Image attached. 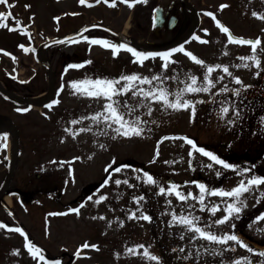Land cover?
<instances>
[{
    "label": "rangeland",
    "instance_id": "obj_1",
    "mask_svg": "<svg viewBox=\"0 0 264 264\" xmlns=\"http://www.w3.org/2000/svg\"><path fill=\"white\" fill-rule=\"evenodd\" d=\"M169 1L127 0L125 3L122 0H85L81 4L79 0H8V4L13 5L10 12L14 19L0 21L7 25L0 28V68L15 76L16 80L25 81L32 72L40 69L34 51L41 42L71 33L91 22L120 30L124 37L140 46L168 45L171 40L168 33L161 31L157 37L152 35L150 14L159 5L165 8ZM256 2L252 3L255 12L260 9ZM188 3L206 13L215 12L233 28L250 26L252 36L264 27V20L253 16L249 25L243 24L240 17L244 15L238 13L236 0H188ZM175 4L181 5L177 1ZM222 5L227 7L221 8ZM7 9L6 5L0 4V13ZM204 19L207 43H189L173 49L183 48L196 58L200 57L204 61L201 65L178 51L172 54L167 68L163 67L165 61L158 55L143 63L134 62L136 57L130 52L121 49L114 54L112 48L103 46V42L114 45L113 37L88 31L79 38L43 49V58L48 59L49 53L54 54L52 67L55 65L61 71L58 88L50 102L47 103L46 95L44 103L31 107L11 102L0 95V110L6 112L4 118L20 125L22 130L20 157L16 165L20 172L17 171V175L24 174L26 170L32 173L44 170L43 187H56V193L33 196L27 203L20 197L16 198L17 195H6L20 226L0 207V225H4L0 227V264H181L185 260L198 264H237V261L239 264H264V255L250 249L242 250L240 243L207 241L199 238L198 233L172 222L173 215L198 217L196 226L205 232L219 237L231 235L232 216L238 213H233L224 224H217L221 216L228 215L227 207L213 203L208 196V191L211 192L208 187L201 193L198 185L176 184L175 192L187 197L180 200L175 192L170 191L173 187L165 184L168 176L178 184L191 179L186 156L204 155L186 141L194 138L198 142L212 141V124L210 127L197 126L195 121L190 126L191 108L173 110L141 95L133 96L130 91L113 97V100L119 103L118 111L125 115L126 120L139 118L137 127L143 131L140 136H119L112 130L118 125L109 128L102 120L97 123L91 119L97 113H103L104 105L109 101L89 97L73 87H87L83 85L84 81L100 79L120 80L116 87L121 88L128 83L121 80L124 76L135 75L149 80L158 76L160 79L151 84L133 82L134 90L142 88L149 91L163 87L169 93V100L174 101V94L191 83L190 77H196V86L199 87L198 77L205 76L208 67L214 68L209 75L210 81L219 80L228 73L248 74L234 63L231 58L233 47L218 27L212 25L213 19L206 14ZM16 21L20 22L19 27ZM8 28L17 30L9 31ZM89 37L102 43L93 44ZM121 44L129 47L119 41L117 46ZM85 46H88L87 52ZM74 50L78 54L77 59L89 60L90 66L79 65L76 69L61 67V60L72 55ZM225 67L228 73L223 71ZM27 82V86L13 83L7 89L20 96L29 93V96L38 97L43 94V78L32 77ZM205 85L209 91L214 88L208 82ZM201 94L184 92L181 100L190 102ZM125 102L127 108L124 107ZM203 150L213 154L209 147ZM116 168L120 171L115 172ZM149 176L152 183L147 182ZM3 179H0V185ZM116 180L121 183L117 185ZM96 183H101L100 188L91 193L89 188ZM85 188L88 189L84 191ZM102 196L103 200L100 199ZM256 201L260 202L261 196L253 194L251 201L246 199L243 202ZM242 205L237 206L241 208V214L244 212ZM213 208L217 211L213 212ZM74 209H79V213ZM142 215L150 217V220L140 219ZM133 216L136 218H130ZM262 219L264 212L251 221V231L258 236L264 235V227L260 225ZM6 224L12 229H21L25 235L6 229ZM194 236L197 238L193 239ZM26 243L40 250L36 259L28 251ZM85 243L96 247L82 248ZM141 245L144 247H139ZM233 245L237 247L236 251L231 250ZM130 248L135 252L129 253ZM145 249L149 256L158 259L151 260L145 256ZM40 255L44 256L43 261L39 260Z\"/></svg>",
    "mask_w": 264,
    "mask_h": 264
},
{
    "label": "flooded vegetation",
    "instance_id": "obj_2",
    "mask_svg": "<svg viewBox=\"0 0 264 264\" xmlns=\"http://www.w3.org/2000/svg\"><path fill=\"white\" fill-rule=\"evenodd\" d=\"M176 1L181 4L180 7L175 4ZM253 1L254 0H236L238 13L244 15L240 17L243 24L249 25L253 13L255 12L252 10L254 8L252 5ZM256 7L260 8L255 12L257 16L264 17V0H257ZM155 8H153L150 14L152 35L157 37L161 31L170 35V46L166 53L171 52L174 54V48L179 46L185 47L189 43L204 44L201 41H205L206 31L203 22L205 21L204 14H206V11L202 8L200 10L199 7H192V5L188 3V0H170L165 8L160 6L162 22L158 29L155 27L153 15ZM207 13L212 14L210 18L213 19V16L215 17L212 21L214 27L217 26V21H219L221 25L229 29L232 36L250 41L259 39L261 43L257 45L255 51L252 50L250 45L230 44L227 41V34L221 32L218 28L219 32L221 34L223 33L227 43L233 47L234 53L231 58H233L234 63L238 65L241 70H244V72H248V74H227L221 76L219 80L212 79L211 85H214L212 91L202 92L201 95H196L195 98L190 101L192 105L190 107L192 113L190 116V126H193L195 121H197V126L210 127L212 124L214 131L212 141L198 142L197 138L192 140L195 146L201 149L209 147L214 156L229 164L231 167L224 168L223 165L216 164L207 156H186L185 162L192 175L191 179L182 180L179 184L176 180H171L169 186L173 187L176 184L178 186L202 184L204 187H208L211 192L231 191L233 188L237 187L241 181L247 183V181L253 177L264 179V27L261 28L260 33H255V36H252L253 30L250 26L244 28L235 26L233 28V25H228L224 20L225 18H222V16H217L215 12ZM257 16L253 17L257 18ZM259 19L262 21L264 20L261 18ZM83 25L79 26V28ZM88 31L90 30H85L80 36L86 34ZM96 31L108 35L103 31ZM181 35H186L185 40L180 44H174ZM193 37H197L198 39H193ZM91 38L92 37H89L90 41H92ZM113 38L114 45L116 46L118 45V41L127 43L130 47L134 46L125 40ZM44 42L45 41L39 44V47L34 53L40 51ZM50 47L51 46L46 47L45 49H49ZM137 48L141 49L140 47ZM84 50L87 52L88 46H85ZM143 50L151 49L145 48ZM53 56L54 54L49 53L48 59H46L52 74H50L45 64L39 62L40 69H43V71L39 69L36 70V72H32L25 81L16 80L7 74L2 76L0 73V84L4 89L2 90L0 88V95L11 102H15L17 100L6 93L8 91L7 87L10 88L13 83H20L27 86V79L33 77L40 80V78H43L45 83L44 91H47L50 82L52 83V90L47 99V103L50 102L54 91L58 88L57 82L61 74V71H59L55 65L52 67L51 60ZM171 57L172 55L169 57V60H171ZM248 57H253V59H247ZM77 58L78 54L76 50H74L72 55L61 60V67L76 69L79 65L91 64L87 59L78 60ZM197 59L202 60L200 57ZM245 65H247V67H245ZM17 77L19 78V76ZM171 77L173 78L172 75ZM198 78L199 87H207L205 85L207 82L204 81V75H200ZM237 79L240 83H236ZM26 96H29V93L21 97L26 98ZM224 108L228 109L227 113L222 111ZM4 114H6V112L0 110V179L4 178L0 185V191L5 190V192L10 195H17L15 196L16 198L23 195H37L56 191L55 186L52 189H45V187H43L41 179L45 176L44 170L33 173L26 170L24 174L17 175V171L20 172L16 165L20 157L22 130L20 125L4 118ZM210 121L213 122L211 123ZM9 132H14L13 135L17 139L15 148L12 149L11 154L9 153V146H7ZM209 165L211 166L209 167ZM16 176H18V178H16ZM169 177L170 176L166 177L165 183L168 182ZM253 194L261 196V201L252 203L243 202L246 199L251 201ZM208 196L212 198L213 203H220V205H223V208L224 206L227 207L230 203H234L236 206L243 204L244 212L232 216L234 218V225L231 227V235H235L239 243L245 245L242 247V250L250 249L263 256L264 235L258 236L251 231V221L253 218H259L264 212V185L252 186L249 192L243 193L238 199L215 195ZM0 207L3 208L1 203ZM3 209L14 221H16L15 214L12 210ZM221 217L223 218L224 216ZM260 225L264 227V219L261 220ZM17 226H20V224H17ZM5 228L12 230L11 226L6 227L5 225ZM258 230L257 232H259ZM236 249L237 247L233 245L231 250L236 251Z\"/></svg>",
    "mask_w": 264,
    "mask_h": 264
},
{
    "label": "snow or ice",
    "instance_id": "obj_3",
    "mask_svg": "<svg viewBox=\"0 0 264 264\" xmlns=\"http://www.w3.org/2000/svg\"><path fill=\"white\" fill-rule=\"evenodd\" d=\"M79 2L81 4H84L85 0H79ZM97 2H99V0H97ZM122 2L127 3V0H122ZM136 2H146V0H136ZM0 4H4L9 8L13 6V5L8 4V0H0ZM128 6L131 7L132 4H129ZM224 7H227V5L221 6V8H224ZM206 15L212 16L211 13H206ZM253 16H257V14L254 12ZM9 18L14 19V17H12L11 12H8L7 15H5L4 13H0V21H6ZM257 18L264 19V17H260V16H257ZM213 19H215L214 16H213ZM16 24L19 27L20 22L16 21ZM3 27H7V25L5 23L0 22V28H3ZM217 27L220 29L221 32L227 34L228 43H230V44L250 45L252 50L255 51L257 48V45H259L261 43V41L259 39L255 40V41H250V40H245L242 38L238 39V38L232 36V34L229 32V29L227 27H224L223 25H221L219 23V21H217ZM8 30L9 31H16L17 28H8ZM193 39H198V38L193 37ZM201 42L207 43V41H201ZM92 43L93 44H101L102 42L99 40H93ZM103 46L112 48L114 54L119 52L121 49H124V50L130 52L134 57H136V61H134V62H140V63H143V61L148 60L150 57H152L154 55H160V58L165 61L164 65H163L164 68H167L168 63H169V57L172 55L171 52L163 53V54H144V53L137 52L136 50H134L130 47H126L123 44L116 46V45L108 44L107 42H103ZM174 51L184 52V54L186 56H189L190 59H192L198 65H201L204 63L202 60L197 59L191 53L186 52L183 48H178V49H175ZM242 59H244V58H242ZM247 59H253V57H248ZM217 67H219V66H217ZM245 67H247V65H245ZM213 71H214V68L208 67L207 68V74L204 76V81L208 82L209 85H211V81L209 80V75ZM223 71L228 73V68L225 67L223 69ZM228 74L231 75V73H228ZM159 79L160 78L158 76H153L152 79L149 80L146 77L140 78L138 76L131 75V76H124L121 78V80L128 82V83L124 84L121 88L116 87V85H119L121 83L120 80L111 81V80H100V79H97L95 81H84L83 85H86L87 87L81 86V85H73V87L78 92H81L82 94H86L89 97H92L95 99H105V100L109 101V103H106L104 105L103 113H97L91 119L97 123L101 122V120H102L107 125V127H109V128H111L112 125H118V127L112 129L114 132L117 133V135L123 136V137H131V136H140L142 131H143L142 128L137 127V125L139 124V118H137L134 121L126 120L125 115L118 111L119 103L117 101H114L113 97L120 95V94H123V93H128L131 91L133 96L141 95L145 99H149L152 102L163 103V105L166 108H170L173 110H180L182 108L188 109L192 106L189 101H187V100L182 101L181 100L184 92L197 93V92H208L209 91L208 87H197L196 86L197 85V79L194 76L190 77V80H191L190 84H187L184 89H182L180 92L174 94L175 95L174 101L169 100V98H168L169 93L163 87L153 88L152 90H149V91H145L142 88L138 89V90H134L135 84L133 82L139 81V83H141V84H151L152 81L159 80ZM236 83H240V81L237 79ZM211 86H214V85H211ZM124 107H126V108L128 107L127 102H125ZM130 111H131V109H129V112ZM222 111L224 113H227L228 109L224 108ZM150 112H151V108H149V113ZM72 123L75 124V123H78V121H73ZM88 130L89 129H81V131H88ZM104 134H106V132ZM113 139H115V137H113ZM186 142L189 145H192L193 148H195L197 152H201L204 156L209 157L216 164L223 165L224 168L231 167L229 164L225 163L224 161L219 160L213 154L206 152L201 148H196V146L192 140L188 139ZM189 155H191V153H189ZM210 166L211 165H209V167ZM114 171L119 172L120 168H116ZM147 182L152 183V178L150 176L148 177ZM106 183H107V181H106ZM115 183L117 185H119L121 183V181L116 180ZM123 183H127V181H124ZM256 185H264V179L253 177V178L249 179L247 181V183H245L244 181H241L240 184L237 187L233 188L231 191L209 192L208 194L220 196V197H229V198H237L238 199L243 193L249 192L250 188L252 186H256ZM198 187L200 188L201 193L205 192L204 185L201 184V185H198ZM160 191L163 192L164 189H161ZM170 191L175 192V186H173V188L170 189ZM175 194L179 197L180 200L187 199V197L181 195L179 192H175ZM190 196H191V194L189 193V197ZM100 199L103 200L104 197L102 196ZM140 199L142 200L143 197H140ZM200 201H201V203L203 202V196L200 197ZM99 202L100 201H97V203H99ZM81 207H83V205H81ZM73 211H75L77 214L79 213V209H74ZM212 211L216 212L217 209L213 208ZM225 211L228 213V215H225L222 219L217 220L216 221L217 224H224L230 218V216L233 213H239L241 211V208L237 207L234 203H230L227 205V208L225 209ZM130 218H136V217L133 216ZM139 218L143 219V220H150V217H148L146 215H142ZM101 219H102V217H101ZM198 220H199L198 217H190V216H179L178 217L176 215L172 216V222H175V223H178L180 225L185 226L187 231L198 233L199 238H202V239L207 240V241L215 242L218 244H224V243H227L228 241H237V243H239V241L237 240V237L235 235H225L223 237H219L217 235L205 232L200 227L196 226V221H198ZM0 227H4V225H0ZM12 230L19 232L21 236L25 235L21 229L17 228V229H12ZM196 238H197L196 236L193 237V239H196ZM25 239H27V238L25 237ZM181 239H183V236H181ZM25 246L27 247L28 251L33 255V259H36L37 254L40 252V250L38 248H35L30 243H26ZM240 246L244 247L245 245L240 244ZM89 247L95 248L96 246L95 245H89L87 243L82 245V248H89ZM139 247L143 248L144 246L141 245ZM180 251H184V249H180ZM128 252L134 253L135 249L130 248V249H128ZM143 254L151 260H157L158 259L155 256H149L147 249H145ZM44 259H45L44 256H42V255L39 256V260L43 261ZM57 264H58V262H57ZM237 264H239V261H237Z\"/></svg>",
    "mask_w": 264,
    "mask_h": 264
},
{
    "label": "water",
    "instance_id": "obj_4",
    "mask_svg": "<svg viewBox=\"0 0 264 264\" xmlns=\"http://www.w3.org/2000/svg\"><path fill=\"white\" fill-rule=\"evenodd\" d=\"M153 15H154L155 27L158 28L160 26L161 22H162V18H161V15H160V7L155 9V12H154ZM91 28H99V29H102V30L112 34V35H115L118 38L126 39L125 37H123V35L121 33L119 34V32H117L116 30L112 29L109 26H105V25H101V24H99V25L98 24H88V25L84 26L83 28L78 29V31H76L74 33L66 34V35L61 36L59 38L50 40L49 42L45 43V46H48V45H51V44H54V43H58V42H62V41H65L67 39L74 38L76 36H79L83 32V30L91 29ZM39 62L46 64L47 68H49L48 64L45 63L44 61H42L40 58H39ZM11 97H13L15 99H19V100H21L23 102H26V103H29V104H33V103H30V101H28L26 99H22V98H20L18 96L11 95ZM169 181L170 180H168V182ZM183 264H194V263L186 261Z\"/></svg>",
    "mask_w": 264,
    "mask_h": 264
},
{
    "label": "bare ground",
    "instance_id": "obj_5",
    "mask_svg": "<svg viewBox=\"0 0 264 264\" xmlns=\"http://www.w3.org/2000/svg\"><path fill=\"white\" fill-rule=\"evenodd\" d=\"M40 57L41 58H43L44 57V53H43V50H41L40 51ZM46 93H43V94H40V96H38V97H33L32 99H31V101L32 102H34V103H41V102H43L44 100L43 99H45L44 97H46ZM8 146H9V148H10V150L12 149V144H13V135H12V133H10L9 134V137H8ZM2 201L4 202V204H6V205H8V203H9V199H8V197H6V196H4L3 198H2Z\"/></svg>",
    "mask_w": 264,
    "mask_h": 264
},
{
    "label": "trees",
    "instance_id": "obj_6",
    "mask_svg": "<svg viewBox=\"0 0 264 264\" xmlns=\"http://www.w3.org/2000/svg\"><path fill=\"white\" fill-rule=\"evenodd\" d=\"M133 48H134V47H133ZM141 51H144V50H141ZM144 52H148V51H144ZM163 53H166V49L160 51V54H163ZM134 165H137V164H134ZM31 197H33V195H31ZM29 198H30V197L27 196V197H26V200L28 201Z\"/></svg>",
    "mask_w": 264,
    "mask_h": 264
}]
</instances>
